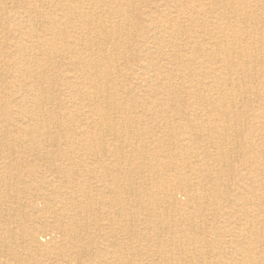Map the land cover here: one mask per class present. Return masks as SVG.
<instances>
[{
    "label": "bare ground",
    "instance_id": "6f19581e",
    "mask_svg": "<svg viewBox=\"0 0 264 264\" xmlns=\"http://www.w3.org/2000/svg\"><path fill=\"white\" fill-rule=\"evenodd\" d=\"M209 1L210 16L216 15L213 22L198 23L200 11L188 7L178 8L177 17L167 18V23L158 22L156 51L144 50L139 64L128 68L127 75L136 81L128 86L114 74H120L118 61L129 48L133 26L126 21L138 10L134 0H0V256L9 258L2 264H142L143 258L121 256L135 250L131 242L152 245L157 256L152 264H264V15L252 10L264 0ZM184 17L195 25L180 24ZM207 27L211 42L204 45L198 38ZM162 38L169 40L173 51L168 55L175 66L163 77L154 56L166 54ZM185 39L193 40V47L177 51ZM142 41L150 43L145 36ZM57 59L69 60L72 69L63 73ZM119 74L117 79H122ZM174 78L182 83L178 86ZM137 90L144 91V98L124 97ZM144 104L163 110L178 107L180 115L186 107L208 113V123L191 125L195 132L187 138L200 139L206 131L209 141L200 147L203 153L193 151L191 164L177 166V158L189 150L179 147L171 133H183L189 125L170 127L165 137L171 164L162 167L154 158L157 176L141 177L151 168L147 161L152 156L140 137L153 131L141 127L128 110ZM87 107L100 120L91 128L78 121ZM117 110L122 118L115 121L111 111ZM248 119L256 122L247 128ZM108 136L118 142L110 143ZM78 138L80 148L96 158L100 188L117 193L116 198L104 197L99 203L81 175V169L87 171L85 164L66 154L62 142ZM17 143L44 152L48 170L66 183L53 184L43 194L55 197L49 222L35 201L30 210L23 205L13 171ZM234 153L239 154L237 166ZM60 157L63 164L56 162ZM195 171L199 182L186 175ZM144 194L147 199L142 201ZM106 207L112 251L92 236L102 231ZM232 219L236 230L230 227ZM16 220L20 225L12 226ZM49 230L56 239L52 247L43 243ZM120 234L128 241L119 242ZM175 245L185 257H177ZM162 253L166 257L159 261Z\"/></svg>",
    "mask_w": 264,
    "mask_h": 264
},
{
    "label": "rangeland",
    "instance_id": "374dc122",
    "mask_svg": "<svg viewBox=\"0 0 264 264\" xmlns=\"http://www.w3.org/2000/svg\"><path fill=\"white\" fill-rule=\"evenodd\" d=\"M123 1H125V0H123ZM134 1L136 2L137 6H138V10L134 14H131V13L128 14V19L126 21L129 25L133 26V29L130 31V34L127 36V46H129V48L127 47V49L125 51H123L124 52V54L122 55L123 57H121L122 59H120L118 61V72H120L121 76H123V78H122L123 80L121 78L117 79L118 78L117 75L119 73L116 72L114 74V79H116L117 82L124 81V83L125 84L127 83L128 86H132L136 82L132 78L131 75H127L128 74V68H131V66H135V65L139 64V62L141 61L140 58H142V55H143L142 52L144 50H147L148 53H154L156 51L155 36L159 33V29L157 28V26H159L160 23H158V22L160 20L166 22L167 18L177 17L176 12H177L178 8H180V7H184V8L188 7V9L192 8V9L200 11V13H201L200 19L197 18L198 19L197 22L200 24L203 22V20H206V19L213 22L214 17H216V15H214V14H211L212 17L210 16L211 8H213V7H211V5H210L211 2L209 0H134ZM112 5H114V4H112ZM198 6H200L199 9L197 8ZM202 6H204L203 11H202ZM207 7H208V9H207ZM170 8H171V10H170ZM252 10H253V12H256L258 16L264 15V5L254 6V7H252ZM147 14H149L148 17H147ZM145 19H148L149 22H147V21L145 22ZM186 20H187V18L184 17V19H181V21L184 23H180V24H182V25L187 24L189 27H192L193 25H195V24L192 25L191 22H188V20L187 21ZM262 22H264V21H262ZM250 29H251V27H248V30H250ZM210 31H211V27H207V29L205 30V33L198 38V40H200L202 44L207 45L211 42L210 34L208 33ZM143 36L150 39L149 44L145 45L143 43V41H142ZM158 37L161 38L160 36H158ZM193 45H194L193 40L185 39L181 43V46L179 48H177L176 50L180 51V52H186V50L187 49L190 50V48L193 47ZM160 47L164 50V52L166 54L165 55H158V54L154 55V56H156L155 62L164 71V72H162V75L160 74L161 77L170 76V73L172 72L170 70V68L173 69V67H175V66L171 63V60L169 59L170 56L168 54H171L173 49L169 43V40L164 39V38H162V43L160 44ZM135 53L137 55V58H136ZM263 53H264V51H263ZM124 55H125V57H124ZM121 62H123V63H121ZM56 63H57V67L59 69H61L63 71V73L72 69V66H71L69 60L57 59ZM184 64H185V62L183 63V65ZM5 67H7L6 64H5ZM59 69H58V80L60 81ZM199 69H201V68H198V70ZM8 73H9L8 75L11 76L10 75L11 72H8ZM174 79H175L176 84H178V86L182 83L181 82L182 79H180V78H174ZM58 80L56 81V83H57V85L60 86L61 82H58ZM197 80L200 81V78H197ZM206 82H207V80H206ZM200 83H198V85ZM199 87H203V84L201 83L199 85ZM118 92H119L118 94L120 95L121 91L119 90ZM144 94H145L144 91L142 92V91L137 90V91H134L132 94L126 95L124 97L128 98L129 96H131V97L139 98L141 95H143V98H144ZM66 98H67V94L65 96V99ZM58 99L60 101H62V99H64V95L62 93L60 95L58 94ZM86 104H89V103L87 102ZM50 105H48V107H50ZM238 109L246 111V109H244V108L243 109L238 108ZM162 110L163 109H160V108H157L154 106H150V105L147 106L145 104H144V106L138 107L137 110H135V108L134 109L129 108V110H128V112L132 113V116H135L139 120L141 127H146V128L151 129L153 131V135H148L147 137H140V141L142 142V144L146 143L144 145H146L148 147L147 153L150 156H152V159L150 161H147V166H151V168H147V171L144 174L140 175L141 177H143L145 179L146 178H152L153 176H157L156 170L155 169L152 170V167L156 163V161H154V158L157 159V164H159L162 167H167L172 162L170 150L168 149V145H167L168 140L165 137L166 132L170 129V127H180L181 125H184V124L189 125V128L183 133H177V134L171 133V134H175L176 142H177L179 147H181V146L186 147L189 150V152L186 155H183V156L177 158V160L175 162V164H177V166H181V165H184L186 163L191 164L193 162V158H192L193 155L191 152L198 150L199 154L200 153L202 154L203 152L201 151L200 147L205 146L206 143L209 141V136L207 135L206 131L203 132V135L200 137V139L195 138L192 141H188V139H187L189 133L195 132V129H192L190 127L191 125H196V126L203 125L204 126L206 123H208V120L210 119L208 113H206L204 111L198 112V110L194 109V107H186V114L185 115H180V114L176 113L179 110L178 107H173L172 109L169 108L166 110L164 109L163 111ZM85 111H86V116L85 117L79 116L78 121H80L81 125H84L87 128L94 127V124H95L94 122L100 121L98 119L99 117L97 116V114L95 112H92L93 109L91 107H87L85 109ZM155 112H159L160 114H158V116H156ZM111 114H112L111 117H113V119H115V121L121 120V118H122L120 110H117L115 112L111 111ZM204 117H205V119H204ZM261 120H263V119H261ZM252 122H256V120H253V119L245 120L244 125L248 128L249 127L248 125H250ZM92 124H93V126H92ZM78 139L74 140L73 143H70L68 140H67V142L66 141L62 142V144L65 148V152L68 151V152H66V154L70 155L73 159L78 160V162L85 164V166H86L85 169L87 171L84 172L83 169H81V167H80L81 175H82V173H83V176L86 175L87 180H88V185L91 186V190H92L93 194L95 195V197L98 199L99 203H102L104 197H107L108 199L116 198L118 195L117 193L114 192L115 194H113L111 191L109 192L108 190H104L103 188H100L101 185L103 184V182H101L99 179L100 173H98L96 171V168H97V164L95 163L96 158L90 154H87L85 150L80 148L79 145H81L83 143H82L81 139H79V140ZM108 139H109L110 143L117 141L114 139V137H111V136H108ZM77 141H78V143L76 144ZM73 144H76V145L74 146ZM77 146H79V147H77ZM75 147L77 149H75ZM191 147L195 148V149L192 150ZM54 148H56V147L54 146ZM212 153H216V152H212ZM13 158L15 159V164H16L14 166L13 171H15L17 173L16 177L14 179H15V182L17 183L16 185H18V187L20 189V192L24 195V197L22 196V201H23V205H24L25 209L30 210L29 208L31 207V202L35 201L36 206H37V210H40L39 213H41V214L44 213L45 220L48 222L51 221L53 219L52 213H50L51 210L48 208H51L52 205L55 203L54 202L55 197H52L49 195L43 196V194L45 192H46V194H48L47 192L52 189L53 184L66 185V183L63 182V179L60 177V175H57V174L53 173L52 171L48 170L47 165L50 163V160L45 157L44 152H42V153L40 152L38 154V153H36V151L30 150V144L29 143H23V144L17 143L16 152L13 155ZM22 158L24 159V161ZM28 158H30V159H28ZM233 158L237 159L234 161V163H236V166H237V163H238L237 161L239 160L238 159L239 154L234 153ZM1 159H2V155H0V163L2 162ZM18 159H20V160H18ZM106 160H108V162L111 163L113 158H106ZM56 162L63 164L61 157L58 158L56 160ZM141 162L142 161L139 160L136 163L140 165ZM81 163H80V166H81ZM34 170L38 171V175L34 176ZM243 170H245V169H243ZM188 173L186 175L188 177H190L192 182H199L200 181V174L197 171L194 172L195 174H193L192 172L189 174ZM166 179H170V177L166 176ZM97 186H99V187H97ZM97 192L101 193V195ZM141 198H142V201H145L147 199L146 194H144L142 197H140V199ZM180 198L183 199L184 202L187 200V197H184L181 195H180ZM48 200H50V201H48ZM49 203H51V204H49ZM104 203H106V206H107L109 204V201L106 200V201H104ZM108 211H109V207H106L105 210L103 211L105 213H103V218L100 221V223L102 225V231H98V232H96V234H92V236L96 235L99 237L100 242H101L100 246H101V248L103 247L105 249L109 248L108 242L112 239V237H111L112 229L110 230V228H109V227H111V223L109 220H107V216H106V214L108 215ZM114 212H117V209H114ZM145 213L146 212H144V214ZM209 217H210V220H212V217L211 216H209ZM231 223L233 225H231L230 227L233 228L234 230H236L238 226L234 224L235 220L232 219ZM18 225H20L19 220H16L15 223H12V226H18ZM133 225H134V227H136L137 219H135V222L133 223ZM144 225H146L147 227H151L152 223L150 221H145ZM140 227H142V225H140ZM119 237H120L119 242H125V240H126V242L128 241L125 238L124 234H120ZM44 240L45 241L43 243L46 246H51V247H52V245H54V243L56 241V239H54L53 232L50 230L45 233ZM186 243H188V242H186ZM130 244H132V246H135V250L128 251V253H126V255L125 254L121 255L122 257L126 256L128 258L133 259V260L135 258L142 260V258H143L142 264H147V263L152 264L155 261H157V256H154L151 253V251L153 249V248H151L152 245L145 246V245L138 244V243L136 244L134 242H131ZM174 247L177 248V246L175 245L172 247V249ZM177 249H178L177 257H179V258L185 257L183 252L179 253V248H177ZM226 249L227 250L230 249L228 245H227ZM108 250L112 251V248H109ZM137 250L138 251L141 250V253L139 255L137 254ZM148 257H149V259H148ZM165 257H166V255L164 253H162L161 258H159V261H161ZM207 257H208V255H207ZM114 258H116V257L114 256ZM5 260H9L8 255H5V256L1 255L0 256V264H2V262L4 263ZM86 263L92 264L90 262H86Z\"/></svg>",
    "mask_w": 264,
    "mask_h": 264
}]
</instances>
